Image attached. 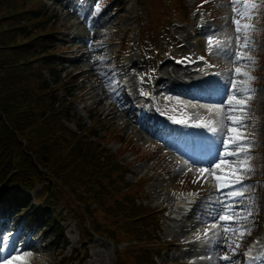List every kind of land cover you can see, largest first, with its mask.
I'll list each match as a JSON object with an SVG mask.
<instances>
[{
	"label": "rangeland",
	"instance_id": "374dc122",
	"mask_svg": "<svg viewBox=\"0 0 264 264\" xmlns=\"http://www.w3.org/2000/svg\"><path fill=\"white\" fill-rule=\"evenodd\" d=\"M47 1L51 8L58 3L62 20L57 35L62 42L71 44L58 56V70L64 75L79 71V84L86 89L85 98L77 103V116L89 122L85 107L101 106L136 144L155 150L144 160L130 152L125 157L132 161L128 179L146 177V201L167 210L163 236L177 239L160 260L170 264H244L241 249L253 234L260 232L264 212V184L250 179L264 175V169L253 159L246 162L258 150L259 160L264 163V64L259 73L261 83L253 86L250 80L256 59L264 57V40L253 31L258 8L250 6L252 0H218L214 2V13L205 10V20L199 17V10H203L199 8L189 22H177L175 18L173 34L179 42L170 44L162 39L165 57L153 53L152 60H145L138 53L140 28L134 0L122 8H114L106 0ZM262 6L264 12V2ZM125 36L130 42L121 49ZM189 49L196 54L204 52L216 61L218 75L205 83L199 80L191 92L184 94L168 88L174 78L180 77L178 74L197 75L202 68ZM181 56L183 64L174 63ZM133 61L135 65L131 66ZM148 63L156 74L150 86L146 80ZM136 70L145 71L144 77L139 78ZM166 70H172V74ZM145 86L150 93L155 91L153 99L173 117L201 119L217 126L214 140L200 145L199 139L155 131L146 116L139 114L140 97L131 96L133 90ZM124 89L132 98L130 101L126 100ZM109 145L118 147L116 142ZM205 158L209 159L207 164L194 163V159ZM245 162L251 169L246 168ZM191 171H195L193 183L186 180ZM206 192L212 193L209 205L199 197ZM218 197L223 200L222 208ZM208 210L215 216L207 217ZM19 212L14 202L0 203V264H58L61 251L70 254L80 245L73 220L65 222L70 237L67 246L59 228L45 227L46 221L33 219L34 216L20 220ZM173 214L182 217L178 220ZM201 231L204 235L198 233ZM198 236L209 245L197 243ZM26 243H35V249H24L22 245ZM89 247L85 260L78 255L68 264H112L114 249L109 241L96 238Z\"/></svg>",
	"mask_w": 264,
	"mask_h": 264
},
{
	"label": "trees",
	"instance_id": "16d2710c",
	"mask_svg": "<svg viewBox=\"0 0 264 264\" xmlns=\"http://www.w3.org/2000/svg\"><path fill=\"white\" fill-rule=\"evenodd\" d=\"M137 2L141 42L148 32L171 34L174 17L186 20L192 12L188 0ZM60 16L46 0H0V202L26 203L32 211L35 191L49 224L68 215L82 240L94 234L112 240L114 264H158L161 212L143 202L142 183L126 179L129 167L120 158L127 143L117 151L107 146L121 133L101 112L90 110L89 124L72 112L80 93L76 74L57 68L65 46L57 35ZM67 260L63 255L62 264Z\"/></svg>",
	"mask_w": 264,
	"mask_h": 264
},
{
	"label": "bare ground",
	"instance_id": "6f19581e",
	"mask_svg": "<svg viewBox=\"0 0 264 264\" xmlns=\"http://www.w3.org/2000/svg\"><path fill=\"white\" fill-rule=\"evenodd\" d=\"M185 73V72H184ZM167 75V74H166ZM190 77V76H189ZM164 79V78H163ZM169 80V79H168ZM175 81V80H174ZM161 82V81H160ZM199 83V82H198ZM165 84V83H164ZM169 84V83H168ZM201 84V83H200ZM171 85V84H170ZM164 88V87H163ZM169 89V88H168ZM172 132H175L174 130H172ZM23 248H32V249H35V243H26V244H23L22 245ZM6 253V252H5ZM4 254V253H3ZM7 256V255H6Z\"/></svg>",
	"mask_w": 264,
	"mask_h": 264
}]
</instances>
